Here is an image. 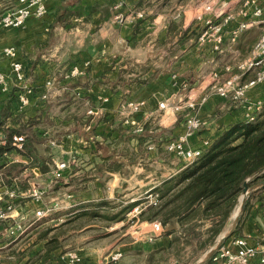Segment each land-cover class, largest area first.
<instances>
[{
  "label": "crops",
  "instance_id": "crops-1",
  "mask_svg": "<svg viewBox=\"0 0 264 264\" xmlns=\"http://www.w3.org/2000/svg\"><path fill=\"white\" fill-rule=\"evenodd\" d=\"M115 1L47 0L44 17H30L23 27H0V48L16 47V59L22 63L27 82L33 88L30 105L24 112L12 109L5 119L7 127L29 126L27 121L38 117L40 120L29 126L38 138L33 142L36 152L44 143L41 132L50 130L48 122L56 139L54 156L45 157L37 152L48 163L45 172L31 160L8 163L3 168L7 185L19 189L20 195L10 216L0 219V264H63L62 256L67 249L80 253L85 264L96 262L109 250L123 251V256L110 264H153L150 261L165 251L162 248L168 246L170 235L161 233L152 242L144 236L129 235L125 206L135 205L149 191L156 192L164 180L184 165L165 149L166 140L183 131V114L158 108V103L164 101L170 105L190 95L208 94L197 109L202 125L190 137L192 147L204 150V140L210 146L232 124L250 115L255 117L264 108V80L251 87L241 102L210 93L207 88L213 72L220 79L228 77L231 72L225 71L224 66L233 65L249 53L260 34L259 24L243 29L233 42L225 29L222 49L214 52L208 45L197 42L202 23L196 15L208 0H121L117 10L113 7ZM239 3L240 0H217L214 7L215 11L227 10L236 15ZM65 8L73 13L66 21L56 20ZM139 10L143 16L137 18L135 12ZM175 10L179 12L177 18H174ZM240 18L236 16L231 25ZM10 59L0 54V71L9 73ZM72 65L79 66L83 72L66 81L63 75ZM254 73V70L245 72L241 80L252 78ZM51 76L58 78L54 91L50 99L41 100L43 82ZM64 81L65 86L70 85L68 88L63 86ZM8 90L0 89V113L9 96ZM74 97H77L75 102L66 101ZM129 99L145 101L135 115L144 125L141 132L124 122L122 104ZM52 100L56 106L49 104ZM257 100L262 101L259 107ZM81 102L88 107L83 109ZM89 109L93 113H88ZM71 159L74 161L61 171L65 178L60 182L77 184L82 189L48 191L52 186L49 170L55 162ZM1 161H5L4 157ZM10 167L22 170L18 176L8 174ZM32 180L45 187L41 202L28 194ZM259 188L250 192V204L240 227L226 243L235 236H245L253 244L264 243V207L261 206L264 200H259L264 196V188ZM116 199L120 202L114 208ZM54 202L57 206L46 216L36 218L37 207L51 206ZM96 210L107 215L110 212L116 221L113 226L106 228L103 222L74 227V217ZM235 213L219 236L231 229ZM151 220L145 212L140 214L136 224L139 234L149 231ZM16 223L21 224L23 231L10 233ZM101 226L105 229L104 237H97L94 227ZM91 227L93 230L88 232L83 230ZM47 228L50 229L46 236L39 237ZM111 231L115 237H111ZM53 235L55 246L51 247L47 241Z\"/></svg>",
  "mask_w": 264,
  "mask_h": 264
},
{
  "label": "built area",
  "instance_id": "built-area-1",
  "mask_svg": "<svg viewBox=\"0 0 264 264\" xmlns=\"http://www.w3.org/2000/svg\"><path fill=\"white\" fill-rule=\"evenodd\" d=\"M115 1V0H114ZM217 0H208L203 7V10L196 15V18L201 21L202 25L197 36V42L201 45L206 44L214 52H219L224 43L225 29L230 32V41H235L239 33L253 24H259L261 27L260 34L252 45L249 53L241 59H238L233 65H225L224 70L231 72V74L220 79L217 72H213V78L208 84L210 93L217 94L224 98H229L234 102H241L246 98L248 90L259 82L264 80V0H240L239 7L236 15L230 11H215V3ZM47 0H14L11 7L0 13V27H23L28 18H42L47 12ZM122 5L121 0H116L113 5L114 9H119ZM137 18L143 16V11L135 12ZM179 16V12L174 13V18ZM239 16L240 19L233 21L235 17ZM118 17V16H117ZM0 54L10 57L9 73L0 71V89L7 91L11 85L17 87L16 92V109L23 111L30 104V94L33 89L27 82V77L24 72L22 63L16 59L17 49L14 45H7L0 48ZM87 64V63H86ZM235 68V69H234ZM254 70V76L248 80H241V76L249 71ZM83 70L77 66L72 65L65 73V78H73L82 73ZM54 79L46 78L43 82V89L40 93L42 100L49 98ZM207 93H203L199 97L194 95L187 96L180 99L174 104H166L164 101L158 103V108L169 109L171 112H178L183 114L184 129L177 135L170 137L165 142V149L181 160L183 164H188L200 158L204 152L203 148L192 147L190 145V137L200 129L202 120L198 116L197 109L202 102L207 98ZM262 101L257 100L256 107L261 105ZM145 101L142 99H129L124 103L127 109L124 122L131 126L132 130L136 132L143 131V125L139 122L135 115L139 113ZM88 113H93V109H89ZM253 115H250L246 120H252ZM7 127V121L4 123L0 118V144H6L9 138L5 132H2V127ZM23 141L22 134L13 133L10 136L11 145L14 147L9 153L4 154L5 161L0 159V219H5L10 216V213L15 209V201L20 195L19 189L9 187L5 181L4 166L8 163L14 162H29L30 158L23 154ZM49 143L55 144V141ZM203 144L207 148L209 145L208 140H204ZM74 160L57 161L54 167L49 170L50 182L53 178L66 167L69 166ZM29 196L36 202H41L45 187L41 186L34 181H30L28 188ZM159 203L157 193L154 191L147 192L143 198L133 205L128 211L127 215L133 217L138 221L142 211L148 206H156ZM57 206L54 202L51 206L37 207L34 214L36 218L46 216V213L52 208ZM264 219V214H263ZM150 229L146 234H142L146 241H153L162 231L161 222L157 219H152L150 222ZM10 229V233L20 231L21 224L16 223ZM260 255V256H259ZM123 256L122 250H113L100 257L94 263L86 264H110L118 261ZM259 256L260 262H264V243L253 244L249 243L245 236H235L227 243L224 242L216 252L211 256V261L218 264H247ZM64 259L63 264H85L80 253L75 250H69L62 256Z\"/></svg>",
  "mask_w": 264,
  "mask_h": 264
},
{
  "label": "trees",
  "instance_id": "trees-1",
  "mask_svg": "<svg viewBox=\"0 0 264 264\" xmlns=\"http://www.w3.org/2000/svg\"><path fill=\"white\" fill-rule=\"evenodd\" d=\"M72 13L73 11L65 8L56 16V20L66 21L68 15ZM8 91L9 96L0 113L3 123L12 109L17 111V87L11 85ZM13 101L15 105L12 107ZM37 120L40 119L37 117ZM37 120L29 119L28 125L33 126ZM29 126L1 128L2 132L9 135V138L6 144H0V159L14 148L10 142L11 134H22L24 136L23 153L30 158L32 164L38 165L42 172H45L48 163L37 154L33 142L38 138ZM263 179L264 108L252 120L245 119L232 124L204 150L200 158L184 164L179 172L164 180L156 189L159 203L156 206H148L146 218L158 219L163 227L169 225V228L162 231V235H170L168 246L162 248L167 253L186 247H190L193 251H202L215 243L228 224L243 191V183L253 185ZM263 188L264 185L259 189ZM262 199L264 200V196L259 197V200ZM261 202V206L264 207V201ZM103 203L105 202H99V204ZM249 204L250 197L246 200L243 214L247 211ZM241 220L242 216L229 237L237 232ZM49 229L41 231L39 237L46 236ZM55 239V235L48 239V246L54 247ZM259 256L247 264H264L260 262ZM208 262H211V257L203 264Z\"/></svg>",
  "mask_w": 264,
  "mask_h": 264
},
{
  "label": "rangeland",
  "instance_id": "rangeland-1",
  "mask_svg": "<svg viewBox=\"0 0 264 264\" xmlns=\"http://www.w3.org/2000/svg\"><path fill=\"white\" fill-rule=\"evenodd\" d=\"M9 0H0V13H2V12H5V11H7L10 7H11V5L12 4H10V3H7ZM176 11L177 10H175V13H176ZM63 76H65V74L63 75ZM48 78H52V79H54V83H53V85H52V88H51V92H50V95H49V98L48 99H50V97H51V94H52V92L54 91V87H55V84H56V82L58 81V78L56 77H48ZM65 78V77H64ZM66 79V81H71L72 79L71 78H69V79H67V78H65ZM66 81H64L62 84H64L63 86L64 87H69L70 85H67V86H65V84L67 83ZM67 88H66V90H67ZM33 89V88H32ZM63 90H65V89H63ZM80 94L78 93H76V96H79ZM77 98V97H76ZM76 98L74 97V99H71V101H69V100H66V101H68V102H75L76 101ZM67 99V98H66ZM81 101V99H79L78 100V102H80ZM126 102V100L124 101V103ZM124 103L122 104V108H123V110L124 111H127V109L124 107ZM50 105H55L56 106V104H55V102H54V100H52V102H50L49 103ZM174 104V103H173ZM83 105V109H86L88 106H87V103H85V104H83L82 102H81V106ZM80 106V107H81ZM85 106H86V108H85ZM73 109H75V104L73 105V107H72V110ZM79 110H80V112H82V108H79ZM88 112V111H87ZM172 113H174V112H172ZM175 114V113H174ZM52 115H55V114H52ZM125 116H126V112L124 113V118H125ZM139 122H141V121H139ZM50 122H48V124H47V128L48 129H50V130H48V132L47 131H44L43 133L41 132V135L40 136H42V140H43V142L45 143H42V145L44 144L45 146H42V145H39L38 146V150L39 151H37V152H39L40 153V155L41 156H45V157H47V156H49L50 157V155L49 154H51V156H54V154H53V150L55 149L54 147V145H56V144H54V145H51V143H48L47 145H49V146H46V143L47 142H50V141H55V143H56V139L54 138L55 136L52 134L54 131H53V129L54 128H51V125L49 124ZM142 123V122H141ZM142 125H143V123H142ZM143 129H144V125H143ZM52 131V132H51ZM54 136V137H53ZM41 141V140H40ZM29 158V157H28ZM11 168V167H10ZM65 169V168H64ZM63 169V170H64ZM22 169H16V167H15V169H10V171H9V173L8 174H16V176H18L19 174H20V171H21ZM12 172V173H11ZM65 178V176H63V173H59L58 174V176L57 177H55V178H53V180H52V182H51V184H52V186L50 187V188H48V191H50V192H52V193H56V192H63V191H66V192H69V191H76V190H80V189H82V186H78L77 184H76V186H74V184H68V183H61L60 181H62L63 179ZM48 178H46L45 180H47ZM23 182V181H22ZM46 182L47 181H45V182H43V184H46ZM260 182V181H259ZM257 184V183H256ZM253 185H255V184H253ZM66 186H71V187H66ZM250 186H252V185H250ZM248 187H249V185H248ZM47 191V192H48ZM243 195V191H242V193L240 194V196H239V199H238V204H237V206H236V208L234 209V211H233V213H232V215L234 214V212H236L237 211V209H238V207H239V204H240V200H241V196ZM249 197V196H248ZM247 197V198H248ZM121 200H124V198L123 199H121ZM247 200V199H246ZM114 202L115 203H113V205H112V207H116L117 206V203L118 202H120V201H117V199L116 200H114ZM129 202H131V201H129ZM133 207V204H130V205H126L125 206V208L127 209L126 210V212H128V210H130L131 208ZM122 208H123V206H122ZM148 210H149V207H147L146 208V210H144L143 212H142V214L145 212L146 214H147V212H148ZM98 210H96V212L95 213H97L98 215H96V216H93L92 214H94V213H92V214H88V213H85V212H83L82 214H78V216H76L74 219H76L74 222H73V224H75L74 225V227H78V229L79 228H81L82 226H84V225H87V224H93V223H96V224H98V225H102V223L104 222L106 225H104L106 228H108V226L110 225V226H113L112 224L114 223V222H116L115 221V218L113 217H111L110 216V212L108 213L109 215H107V213H105L104 211H102V212H97ZM104 212V213H103ZM243 214V211H242V213H241V215H240V217L242 216V218L244 217V214ZM91 215V216H90ZM232 217V216H231ZM239 217V218H240ZM126 219V226H128V228H130V230H129V235H131V236H134V238H137V237H140V236H142V234H139V232H138V229H137V227H136V224L138 223V221H135V219L133 218V217H130L129 215H127L126 217H125ZM40 219V218H39ZM38 220V219H37ZM108 220H110V222L109 223H107L108 222ZM158 220V219H157ZM230 220H229V224H230ZM162 225V224H161ZM165 228L167 229V228H169V225L168 226H166V227H163L162 226V231L163 230H165ZM83 230H85V232H88V230H93V228L91 227V228H85V229H83ZM94 230H95V232H96V235H97V237H99V235H100V237H104L103 236V232H104V228L101 226V228H97V227H94ZM99 230V231H98ZM162 231H161V233H162ZM84 232V231H83ZM33 233V232H32ZM32 233H30L28 236H31V234ZM79 233V235H80V233H81V230H80V232H78ZM77 233V234H78ZM110 234H111V237H115L116 235L115 234H112L113 233V231H111V232H109ZM160 233V234H161ZM84 234V233H83ZM152 242V241H151ZM214 244V243H213ZM212 244V245H213ZM211 245V246H212ZM210 246V247H211ZM209 248V247H208ZM208 248H206V249H204V250H196V251H193L190 247H186L185 249H177V250H175V251H171V252H169V253H167L166 251H161V252H159L157 255H156V259H152L151 261H150V263H153L154 264V261H156V263L157 264H171V263H175V262H177V263H180V264H196L202 257H203V255H204V253L208 250ZM70 249H67V250H65V252H67V251H69ZM72 250V249H71ZM74 250V249H73ZM76 251V250H75ZM109 252H110V250H109ZM108 253V251L107 252H105L102 256H104L105 254H107ZM101 256V257H102ZM142 261H143V259H141Z\"/></svg>",
  "mask_w": 264,
  "mask_h": 264
},
{
  "label": "water",
  "instance_id": "water-1",
  "mask_svg": "<svg viewBox=\"0 0 264 264\" xmlns=\"http://www.w3.org/2000/svg\"><path fill=\"white\" fill-rule=\"evenodd\" d=\"M263 185H264V179L261 180L260 182H258L257 184H255L252 188L248 187L247 182L243 183V195L241 197L239 207H238V209H237V211L235 213L234 219L232 221L231 229L227 233L222 234L221 236H219L217 238V240L215 241V243L211 247L208 248V250L204 253L203 257L196 264H202L207 259H209L216 252V250L226 241V239L231 234L233 228L235 227V225H236V223H237L242 211L245 208L246 199L249 196L250 192L252 191V189H257V188H259V187H261Z\"/></svg>",
  "mask_w": 264,
  "mask_h": 264
}]
</instances>
